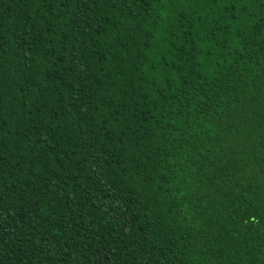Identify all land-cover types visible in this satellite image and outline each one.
<instances>
[{"label":"trees","instance_id":"1","mask_svg":"<svg viewBox=\"0 0 264 264\" xmlns=\"http://www.w3.org/2000/svg\"><path fill=\"white\" fill-rule=\"evenodd\" d=\"M0 264H264V0H0Z\"/></svg>","mask_w":264,"mask_h":264}]
</instances>
